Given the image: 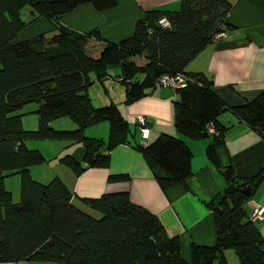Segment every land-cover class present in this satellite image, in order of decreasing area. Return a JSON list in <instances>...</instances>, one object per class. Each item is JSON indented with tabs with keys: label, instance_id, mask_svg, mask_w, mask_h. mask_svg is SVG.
I'll use <instances>...</instances> for the list:
<instances>
[{
	"label": "trees",
	"instance_id": "1",
	"mask_svg": "<svg viewBox=\"0 0 264 264\" xmlns=\"http://www.w3.org/2000/svg\"><path fill=\"white\" fill-rule=\"evenodd\" d=\"M82 2L103 11L116 0H0V263L228 264L225 251L232 250L234 264H264V238L247 217L249 196L244 194L260 181L261 171L237 178L228 166L224 168L225 185L207 204L215 241L193 244L189 262L180 254L178 238L168 236L155 216L132 203L126 192L83 198V204L98 214L94 218L71 203V193L57 177L45 183L32 179L29 167L46 159L26 145L28 140L80 143L84 166L69 154L57 159L74 174L85 166L105 167L107 152L127 143L130 128L116 105L94 106L87 92L93 80L101 81L115 67L124 104L146 95L160 76L183 73L185 83L175 89L173 126L196 137L205 136V124L213 122L219 135H213L206 155L218 166L213 144L221 142L222 128L216 117L227 107L213 93L209 76L183 68L216 34L230 27L225 17L231 0H179L177 10H145L132 34L116 43L103 40L96 30L78 32L57 24L62 14ZM25 6L30 7L32 19L42 16L53 23L54 33L16 41L25 26L20 16ZM160 17L168 27L157 22ZM90 39L101 41L102 47L89 49ZM138 58H143L142 65L135 62ZM30 102L35 104L36 126L25 130L18 111ZM229 109L264 138V87L251 100ZM61 117L74 122L75 128H52L50 122ZM103 121L108 126L105 142L84 135L85 128ZM134 122L138 128L139 122ZM135 148L151 170L163 173L157 179L163 188L183 183L191 173V153L179 137L160 133ZM12 174L19 180L17 201L3 183ZM108 178L123 180L126 175Z\"/></svg>",
	"mask_w": 264,
	"mask_h": 264
},
{
	"label": "crops",
	"instance_id": "2",
	"mask_svg": "<svg viewBox=\"0 0 264 264\" xmlns=\"http://www.w3.org/2000/svg\"><path fill=\"white\" fill-rule=\"evenodd\" d=\"M30 1L34 3L37 0ZM178 8L179 0H116L114 6L103 11L96 10L90 3L82 2L62 14L56 22L78 32L96 30L103 40L116 43L132 34L136 20L145 10L172 11ZM29 11V6L21 9L20 16L25 21V26L18 32L16 41L38 34L54 33L56 29L53 23L42 16L32 19ZM225 22L230 27L222 34H216L183 68L184 72H201L209 76L213 93L227 107L216 117L222 128L221 142L213 144L218 166L206 155L207 145L213 142L212 134L194 137L175 130L173 102L177 99L176 88L157 85L146 95L124 104L123 100L111 98V88L108 86L111 87L113 81L108 78L109 73L113 71L111 77L115 81L114 76L118 74V69L111 68L101 81L92 82L102 85L105 100H91V103L95 106L109 103L116 105L130 128L127 143L115 145L107 152L108 162L105 167L85 166L79 174H74L57 159L69 154L84 166V149L80 143L67 140L29 141L31 148L39 150L46 159L42 164L29 167L32 179L47 182L52 177H57L71 193V203L94 218L98 214L83 204V198L126 192L132 203L144 207L155 216L168 236L178 238L180 254L187 262L190 261V247L193 244L211 245L215 241L212 213L207 204L225 185V167L228 166L237 178H249L261 171L260 181L247 196L264 209V138L229 109L251 100L264 87V0H231ZM101 47V41H88V48L91 50ZM135 62L142 65L144 60L138 58ZM22 107L18 111L22 114V126L31 128L34 123L31 120V124L30 121L27 124ZM33 109L27 108V112H32ZM138 117H143L146 121L145 135H141L134 124ZM50 126L71 130L75 128V123L65 120L54 124L51 121ZM107 127L105 121L99 122L85 128L84 135L105 142ZM160 133L179 137L190 150L191 173L181 184L161 187L157 179L163 173L159 169L151 170L135 148V145H146ZM114 174H125L126 178L110 180L108 177ZM8 177L18 178V175L4 177V186ZM10 193L13 201H17V191L15 190L14 198L11 190ZM245 208L248 212L247 201ZM254 224L264 238V218L254 221ZM225 255L229 262L231 252L226 250ZM0 264L59 263L22 260Z\"/></svg>",
	"mask_w": 264,
	"mask_h": 264
},
{
	"label": "rangeland",
	"instance_id": "3",
	"mask_svg": "<svg viewBox=\"0 0 264 264\" xmlns=\"http://www.w3.org/2000/svg\"><path fill=\"white\" fill-rule=\"evenodd\" d=\"M115 68L118 69L117 67H115ZM112 73H113V71H111L109 73V77H108V78H110V81L112 80L114 82V83L112 82L111 87L108 86L109 88H111V90H110L111 98L113 100H123V86L120 83H118L117 81H115L111 77ZM103 90L104 89H103L102 85H99L97 83H92L89 86L88 91H87L90 100H105V96H103ZM32 107L35 108V104L33 102L27 103V104L23 105L21 111L22 110L25 111L24 113H25V116H26L27 124H28V121H30V124H31V120H32V123H34V125L36 126V117H35V115L32 112H27V108L31 109ZM65 120L70 122V119H68L67 117H61V118H57V119L53 120L52 123L57 124L58 122H62V121L65 122ZM34 125L32 126L33 128L31 126H30L31 128H26L27 126H24L23 128H25V130L34 129L35 128ZM51 127H53V126H51ZM29 141H32V140L26 141V145L29 148H31L30 143H28ZM7 176H11V175H7ZM7 176H5V177H7ZM45 182H46V180H45ZM45 182H42V183H45ZM17 187L19 188V180H18L17 177H8L6 179L5 188L7 190H9V191L10 190L12 191V195H13L12 197L13 198H14V196H16L15 190L18 193V188ZM15 199L16 200L18 199V195H17V198H15ZM229 252H231L232 257L229 258V262L228 263L229 264H231V263L234 264L235 263L234 261L236 260V258L234 257V254H233L232 250H229Z\"/></svg>",
	"mask_w": 264,
	"mask_h": 264
},
{
	"label": "built area",
	"instance_id": "4",
	"mask_svg": "<svg viewBox=\"0 0 264 264\" xmlns=\"http://www.w3.org/2000/svg\"><path fill=\"white\" fill-rule=\"evenodd\" d=\"M157 22L163 26L168 27V22L164 17H160ZM222 34V32L218 33V35ZM186 77L182 73H175L173 75H162L157 79V85L160 86H168L172 88L182 87L185 83ZM137 121L139 122L138 130L141 135H145L147 131V127L144 125V118L138 117ZM204 132L206 134L217 135L218 132L215 130L213 124L211 122L207 123L204 126ZM248 213L247 217L250 221H259L264 218V209L257 204L255 201L248 199L247 200Z\"/></svg>",
	"mask_w": 264,
	"mask_h": 264
},
{
	"label": "water",
	"instance_id": "5",
	"mask_svg": "<svg viewBox=\"0 0 264 264\" xmlns=\"http://www.w3.org/2000/svg\"><path fill=\"white\" fill-rule=\"evenodd\" d=\"M244 194L249 195L250 194V190H247L246 192H244Z\"/></svg>",
	"mask_w": 264,
	"mask_h": 264
}]
</instances>
